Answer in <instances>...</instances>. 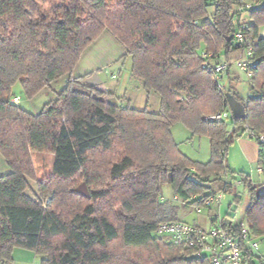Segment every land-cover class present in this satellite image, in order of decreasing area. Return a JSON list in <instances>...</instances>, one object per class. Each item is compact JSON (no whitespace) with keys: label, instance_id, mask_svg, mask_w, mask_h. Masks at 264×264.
I'll list each match as a JSON object with an SVG mask.
<instances>
[{"label":"trees","instance_id":"trees-1","mask_svg":"<svg viewBox=\"0 0 264 264\" xmlns=\"http://www.w3.org/2000/svg\"><path fill=\"white\" fill-rule=\"evenodd\" d=\"M246 1L258 4L246 9ZM241 11L249 16L244 25ZM263 26L264 0H0V156L9 168L0 176V264H11L14 248L34 252L40 264H207L156 237L158 227L182 222L180 206L209 208L204 201L234 192L237 180L248 196L249 233L263 237L264 191L223 162L244 126L264 135ZM238 29L255 61L245 100L233 68L225 85L202 68L203 52L229 64L245 57L246 46L234 42ZM103 33L123 48L131 78L159 98L158 112L71 77ZM59 80L63 89L36 114L12 101L17 83L31 99ZM226 94L243 104L244 117L204 121L228 108ZM176 122L208 139L207 162L180 152L171 135ZM255 142L264 171V145ZM30 152L53 156L35 190ZM76 178L88 199L74 188ZM165 185L176 203L161 200ZM232 220L227 214L223 227L238 235L241 222ZM253 260L246 256L245 264Z\"/></svg>","mask_w":264,"mask_h":264},{"label":"rangeland","instance_id":"rangeland-1","mask_svg":"<svg viewBox=\"0 0 264 264\" xmlns=\"http://www.w3.org/2000/svg\"><path fill=\"white\" fill-rule=\"evenodd\" d=\"M112 2V1H110ZM247 4L251 2L246 1ZM113 3V2H112ZM245 9V8H244ZM212 11V8H209V12ZM239 21L244 25L245 22H248L249 16L245 11H241L239 14ZM260 36L264 37V26L260 28ZM234 73L239 76L237 81H234L235 89L239 91V94L244 99L247 96L248 92V80L246 77L238 72L236 69H232ZM96 78L103 83L104 87L114 93L116 96L125 97L129 101V105L133 108L143 110L147 109L150 112H158L159 110V101L154 94L147 95L142 88H140V82L131 78L130 76V62L128 59L121 61V56L116 57L110 65L105 69L100 71ZM221 85H225L226 81L222 80ZM64 82L59 80L54 82L49 88H46L44 91L38 93L31 99L25 97L19 83L15 84L12 87V95L19 99L18 106L32 114L38 113L41 108L54 101L56 95L63 89ZM101 87V86H100ZM104 87L100 89H104ZM105 90V89H104ZM207 116V115H206ZM229 123V122H227ZM171 135L176 142L180 152L186 155L191 160H198L199 162H206L209 160V144L206 137L191 136L189 130L181 123L176 122L171 127ZM226 155L224 157V160ZM30 159L34 169L35 178L32 181H29L30 189L35 190V182L38 180L46 179L51 172V166L53 161V156L50 153H39V152H30ZM9 173V168L6 163L0 156V176L6 175ZM256 175H253L255 178ZM75 186L78 188L82 184H85L81 179H74ZM87 192L88 188L86 187ZM163 196L161 200L165 201L166 199L172 201L173 195L170 188V185H165L162 187ZM235 192H228L224 194V197L221 201L223 203H230V215L233 216V219L239 221L240 218L244 217V211L248 205V196L244 188L238 186ZM233 194L238 195V202L233 203ZM214 205L209 208H201L200 212H196L192 206H180L178 211V218L182 222L189 224H197L201 227H208L209 221L207 220L209 214L213 215ZM245 221V217H244ZM156 237L163 238L161 234H157ZM168 242L167 239L163 238ZM260 248H264V241L260 243ZM258 262V261H257ZM256 262V263H257ZM258 264V263H257Z\"/></svg>","mask_w":264,"mask_h":264},{"label":"built area","instance_id":"built-area-1","mask_svg":"<svg viewBox=\"0 0 264 264\" xmlns=\"http://www.w3.org/2000/svg\"><path fill=\"white\" fill-rule=\"evenodd\" d=\"M254 4L246 5V9ZM234 42L238 45H245V57L232 64H229L224 59L213 58L212 54L202 53L201 57L202 68L213 74L214 79L222 81L225 74L231 68L242 73L246 78L252 76V69L255 66L253 60V50L250 42L245 37L242 29H238L233 33ZM18 103L16 97L12 100ZM232 119L229 108L221 110L215 114L204 117L206 122H224L227 123ZM242 136L248 137L264 145V135H257L247 126H244ZM224 162V160H223ZM261 172V169H258ZM222 179L226 180L227 176L222 173ZM235 187L241 186L240 181H234ZM224 197V192L221 191L216 195L204 201V207L219 205ZM50 200L48 199L47 202ZM196 212H200L199 207L195 208ZM157 234H161L168 242L189 249L191 255L196 258L205 259L207 264H245V257L251 256L257 260L259 264H264V256L260 254V243L264 241L263 237H254L249 233L245 221L240 223L239 233L235 235L227 231L223 227V218H217L209 227H201L195 224L184 222L164 223L158 227Z\"/></svg>","mask_w":264,"mask_h":264},{"label":"crops","instance_id":"crops-1","mask_svg":"<svg viewBox=\"0 0 264 264\" xmlns=\"http://www.w3.org/2000/svg\"><path fill=\"white\" fill-rule=\"evenodd\" d=\"M123 54V48L108 33H103L80 58L72 71L71 77H84L82 83L102 88L104 85L99 79L96 78V75L108 65H110L112 61L116 59V57L122 56ZM104 89L109 90L106 87H104ZM44 90L45 89L42 91ZM236 91L239 94V91ZM239 96L241 97L240 94ZM249 96L250 92L248 90L246 98H241L245 100ZM258 151L259 146L254 140L245 136H240L236 138L228 147L224 161L228 171L233 173H245L249 175L251 184L260 185L261 190L264 191V171H258ZM194 161L199 162L198 160ZM253 175H256L255 178ZM236 188H233L234 192L237 190ZM232 202L235 203L234 195ZM230 205L231 204L229 202L223 203V201H221L219 205H214L213 207L215 212L213 215L209 214L207 219L209 221L208 227L215 219L224 218L227 214H229L231 208ZM242 221H244V217L240 218L237 222L234 219L232 220L234 224L240 223ZM259 252L264 256V248H260ZM11 259V264H40L41 261L40 257L36 256L34 252L21 248H14L12 250ZM256 262L257 260H253V264L258 263Z\"/></svg>","mask_w":264,"mask_h":264},{"label":"water","instance_id":"water-1","mask_svg":"<svg viewBox=\"0 0 264 264\" xmlns=\"http://www.w3.org/2000/svg\"><path fill=\"white\" fill-rule=\"evenodd\" d=\"M230 40V38H229ZM226 100L228 104V108L231 112L232 119H241L244 117V106L242 103L237 101L233 96L230 94H226ZM77 193L85 198H89V193L87 192L86 185L82 184L77 188Z\"/></svg>","mask_w":264,"mask_h":264}]
</instances>
